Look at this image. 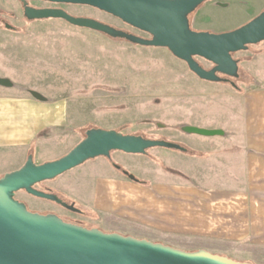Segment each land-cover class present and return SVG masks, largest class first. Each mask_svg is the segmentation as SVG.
<instances>
[{
    "label": "rangeland",
    "instance_id": "obj_1",
    "mask_svg": "<svg viewBox=\"0 0 264 264\" xmlns=\"http://www.w3.org/2000/svg\"><path fill=\"white\" fill-rule=\"evenodd\" d=\"M30 3L37 7L50 6L40 1ZM57 7L71 16L93 19L146 37L96 9L74 5ZM263 10L264 0H210L196 9L189 21L195 18L197 32L222 34L242 27ZM260 44L254 46H264ZM247 50L252 53L260 48L250 46ZM248 51L233 55L239 63V77L232 80L233 88L226 83L198 79L167 49L111 39L59 19L28 21L22 15L18 0H0V75L68 110L61 126L45 129L34 140L30 154L38 165L66 155L89 129L113 130L178 145L189 137L197 138L186 135L184 139L181 126L205 130L218 127L219 131H229L241 122L240 100L232 96L242 93L252 83V77L244 69V61L249 60V54L245 53ZM196 61L206 70L211 68L201 59ZM13 151L0 149V178L24 164H20ZM160 151L176 153L161 148L149 149L143 156L113 152L111 162L105 158L90 160L36 187L74 205L81 214L24 192L16 193L15 199L32 213L52 214L87 229L131 237L135 231L130 226L113 223L112 228L93 210L95 182L122 172L134 177L141 172L148 173L151 168L163 167L165 171L175 168V160L171 158H160L154 164L149 160L148 152ZM180 245L184 249L198 246L190 242ZM206 246L211 254L233 261L264 264V250L260 248H249L252 254L244 256L243 248L236 254L230 253L228 247H215L210 243Z\"/></svg>",
    "mask_w": 264,
    "mask_h": 264
},
{
    "label": "crops",
    "instance_id": "obj_2",
    "mask_svg": "<svg viewBox=\"0 0 264 264\" xmlns=\"http://www.w3.org/2000/svg\"><path fill=\"white\" fill-rule=\"evenodd\" d=\"M195 23L193 18L190 25L197 31ZM253 47L260 50H247L244 61L252 83L236 96L229 94L241 103L238 125L222 135L188 139L181 126L184 152H148L153 164L171 158L175 168H151L134 175L135 181L122 173L95 182L92 208L110 227L128 225L133 238L189 252L210 253L207 243L236 254L243 248L244 256L252 254L249 248L264 250V46ZM66 111L0 75V149H14L23 164L34 140L61 126ZM188 242L198 246L181 247Z\"/></svg>",
    "mask_w": 264,
    "mask_h": 264
},
{
    "label": "water",
    "instance_id": "obj_3",
    "mask_svg": "<svg viewBox=\"0 0 264 264\" xmlns=\"http://www.w3.org/2000/svg\"><path fill=\"white\" fill-rule=\"evenodd\" d=\"M56 5L85 6L103 12L123 24L147 34L142 38L84 17H74L61 9H34L27 0H19L28 21L59 19L71 26L91 30L134 45L167 49L184 62L198 79L226 83L239 77V63L233 55L264 42V10L242 27L227 33L197 32L190 28L189 16L210 0H31ZM5 28L10 30L8 25ZM196 59L211 65L206 70ZM186 134L202 137L222 135L221 131L183 127ZM161 148L184 152L178 144L149 140L137 135H123L113 130L89 129L84 138L63 157L35 164L29 154L17 170L0 178V264H250L204 250L185 252L160 243L104 233L64 222L59 217L29 212L15 199L24 192L34 198L54 203L75 214L51 192L39 191L36 185L52 181L87 161L110 159L113 152L146 155L149 149ZM119 170L117 166H114ZM130 180L135 178L122 172Z\"/></svg>",
    "mask_w": 264,
    "mask_h": 264
},
{
    "label": "flooded vegetation",
    "instance_id": "obj_4",
    "mask_svg": "<svg viewBox=\"0 0 264 264\" xmlns=\"http://www.w3.org/2000/svg\"><path fill=\"white\" fill-rule=\"evenodd\" d=\"M19 1V0H18ZM27 1H29V2H27L28 3V6L29 7H31V8H34V9H60V8H58L57 7V5L56 4H51V3H45V4H48V5H50V6H40V7H37V6H33L30 2H31V0H27ZM41 2V1H40ZM43 3V2H42ZM20 5H21V8H22V15H23V7H22V4L20 3ZM62 10V9H61ZM68 14V13H67ZM24 17V16H23ZM189 24H190V21H189ZM127 26V25H126ZM129 27V26H128ZM129 28H131V27H129ZM190 28H191V26H190ZM116 29V28H115ZM132 30H134L135 32H138V33H140V34H143L144 36H146V37H142V36H139V37H142V38H149V36L147 35V34H144V33H142V32H140V31H137V30H135V29H133V28H131ZM118 30H122V31H124V32H127V33H129V34H133V35H136V34H134V33H132V32H129V31H126V30H123V29H119L118 28ZM192 30V29H191ZM137 36V35H136ZM233 82V81H232ZM106 160H108L109 162H111L109 159H106ZM114 167V166H113ZM75 214V213H74ZM99 230V229H98Z\"/></svg>",
    "mask_w": 264,
    "mask_h": 264
},
{
    "label": "trees",
    "instance_id": "obj_5",
    "mask_svg": "<svg viewBox=\"0 0 264 264\" xmlns=\"http://www.w3.org/2000/svg\"><path fill=\"white\" fill-rule=\"evenodd\" d=\"M38 185H39V184H38ZM38 185H36L35 188H36Z\"/></svg>",
    "mask_w": 264,
    "mask_h": 264
}]
</instances>
